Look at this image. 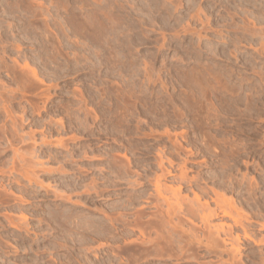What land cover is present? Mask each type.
<instances>
[{
  "label": "rangeland",
  "instance_id": "obj_1",
  "mask_svg": "<svg viewBox=\"0 0 264 264\" xmlns=\"http://www.w3.org/2000/svg\"><path fill=\"white\" fill-rule=\"evenodd\" d=\"M263 251L264 0H0V264Z\"/></svg>",
  "mask_w": 264,
  "mask_h": 264
},
{
  "label": "bare ground",
  "instance_id": "obj_2",
  "mask_svg": "<svg viewBox=\"0 0 264 264\" xmlns=\"http://www.w3.org/2000/svg\"><path fill=\"white\" fill-rule=\"evenodd\" d=\"M33 72H34V71H33ZM6 111H7V110H6ZM32 132H33V131H32ZM30 133H31V132H30ZM31 135H33V134L31 133L30 136H31ZM31 137H32V136H31ZM32 138H33V137H32ZM29 139H30V138H29ZM182 170H183V169H182ZM167 173H170V171L167 170ZM179 175H180V174H179ZM183 175H185V174L181 172V176H180L179 178L183 179V178H184ZM160 185H161V183H159V181L156 180V182H155V184H154V187H155L156 192H158V193H160V188H161ZM161 191H162V190H161ZM158 193H157V194H158ZM161 193H162V192H161ZM175 193H177V191L174 192V194H175ZM158 196H159V194H158ZM178 199H179V198H178ZM180 199L183 200L182 198H180ZM184 199H185V198H184ZM163 200H164V199H163ZM176 200H177V199H176ZM194 201H195V203H191V202H192V201H191L189 205H186L185 210L183 209V208H184V207H183V204H184L186 201L184 200V203L182 202V205H181V206H179L181 203L179 204V201H177V202H178L177 205L179 206L178 209H176V210H173V209H172V210H171V209H170V210H167V209H166L165 213L163 212V213H164L165 220L168 219L170 215H173V214H174V215H178V213H180V212H178V213L175 214V212H177V211H181V213H183L184 216L186 215V217H189V216H191V215H194L195 208H197V209H198V208H199V209L201 208V209L204 210V208L206 209V207H209L207 201H205L204 203H201V202H200L199 196H198L196 193L194 194ZM165 202H166V201H165ZM180 202H181V201H180ZM174 207H175V206H174ZM174 207H173V208H174ZM182 207H183V208H182ZM170 208H171V207H170ZM168 209H169V208H168ZM199 209H198V210H199ZM201 209H200V210H201ZM207 209H208V208H207ZM183 210H184V212H183ZM203 210H201V211H203ZM208 210H209V209H208ZM208 210H207V211H208ZM223 211H224V210H223ZM224 212H225V211H224ZM224 212H223V213H224ZM202 213H205V212H202ZM207 213H208V212H207ZM207 213H205V214L207 215ZM228 213H230V212H228ZM216 214H217V213L215 212L214 209H212V210L210 209V210H209V213H208V215H207V218H208V216H211V217H212L213 215L216 216ZM225 214L227 215L226 212H225ZM225 214H224V215H225ZM230 214H231V213H230ZM162 215H163V214H162ZM162 215H161V216H162ZM226 215H225V216H226ZM203 216H204V214H203ZM203 216L201 217V219L203 218ZM227 216H228V215H227ZM229 216H231V215H229ZM162 217H163V216H162ZM162 217H161V219H162ZM164 217H163V218H164ZM170 217L173 218V216H170ZM211 217H209V219H210ZM177 218H178V217H177ZM204 218H205V217H204ZM204 218H203L202 220H204ZM175 219H176V218H175ZM170 220H172V219L170 218ZM173 220H174V219H173ZM173 220H172V221H173ZM205 220H206V219H205ZM207 220H208V219H207ZM233 220H234L235 222H237V220H235V219H233ZM174 221H176V220H174ZM161 222H163V221H161ZM164 222H165V221H164ZM166 222H167V220H166ZM166 222H165V223H166ZM205 222H207V221H205ZM205 222H203V223H204V226H205ZM167 223H168V222H167ZM209 223H210V222H209ZM176 224L179 225V223H177V222H176ZM206 225L208 226V223H207ZM207 226H206V227H207ZM213 226H214V225H213ZM224 226H225L224 224H220V223H219V225L214 226V228H213V230L216 231V233H215L214 231H213V232H214L216 235H217V234L220 235L219 233L222 232V233H223L224 235H226L227 237H228V236H232V235L230 234V233H231V230H230V229H231V226L228 225V229H225ZM225 227H227V225H226ZM211 228H212V227H211ZM208 229H209V227H208ZM211 232H212V230H211ZM245 232H246V231H244V233H245ZM141 234H143L142 231H141ZM244 235L247 236V234H244ZM248 236H249V235H248ZM229 238H230V237H229ZM233 238H235L236 240H238L239 236H236V237H233ZM249 238H250V237H249ZM193 239H194V237H193ZM195 240L197 241V244H198V245L202 246V245L200 244V239H199V238H196ZM221 240H223V243H224V239L222 238ZM225 240H226V239H225ZM230 240H232V239H230ZM233 240H234V239H233ZM201 241H202V240H201ZM211 241H212V240H211ZM234 241H235V240H234ZM234 241L231 242L230 246H231L232 248H234V251H239V250H237V249L235 250V247H234V245H233ZM238 241H239V240H238ZM255 241H256V240H255ZM255 241H253V242L255 243ZM258 241H259V240H257V242H258ZM262 241H263V240H262ZM207 242H208V241H207ZM236 242H237V241H236ZM209 243H210V242H209ZM212 243H214V242H212ZM225 243H226V241H225ZM238 244H239V243H238ZM256 244H257V243H256ZM204 246H205L206 252H210V251H212V249H210V247H211V246H213L214 248H215V247H218V244H213V245H211V246H210L209 244H205ZM237 246H238V245H237ZM213 247H211V248H213ZM135 249H136V248H135ZM142 249H143V248H142ZM136 250H137V249H136ZM186 251H187V250H186ZM234 251H233V252H234ZM263 253H264V251H263Z\"/></svg>",
  "mask_w": 264,
  "mask_h": 264
}]
</instances>
